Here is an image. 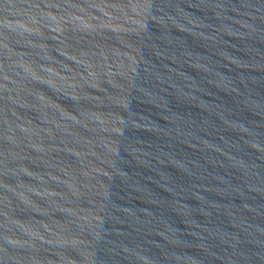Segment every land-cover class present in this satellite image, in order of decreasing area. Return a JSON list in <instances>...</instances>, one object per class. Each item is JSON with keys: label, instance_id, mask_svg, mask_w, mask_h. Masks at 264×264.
<instances>
[{"label": "water", "instance_id": "water-1", "mask_svg": "<svg viewBox=\"0 0 264 264\" xmlns=\"http://www.w3.org/2000/svg\"><path fill=\"white\" fill-rule=\"evenodd\" d=\"M0 264H264V0H0Z\"/></svg>", "mask_w": 264, "mask_h": 264}]
</instances>
